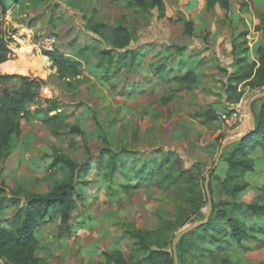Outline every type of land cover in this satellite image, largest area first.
<instances>
[{
  "label": "rangeland",
  "instance_id": "1",
  "mask_svg": "<svg viewBox=\"0 0 264 264\" xmlns=\"http://www.w3.org/2000/svg\"><path fill=\"white\" fill-rule=\"evenodd\" d=\"M259 1L229 0V8L217 3L209 12L207 0H163L161 17L158 10L140 14L125 0H18L17 4L10 0V20L3 28L12 39L10 61L17 59L20 41L24 40L32 47L37 63L25 73L1 66L0 72L18 75L6 74L15 69L27 77L41 78L47 82L48 91L41 92L36 100L33 109L41 113L23 124L10 157L0 159L2 225L13 230L22 223L20 208L9 200L24 201L30 194L47 193L55 182L68 179V171L53 166L57 157H68L90 165L82 181L91 185L81 192L83 202L76 200L70 232L55 214L35 231L37 254L43 264H103L104 253L116 252L122 254L126 264H137L143 251L120 224L126 222L137 230L154 232L160 218L180 225L174 234L158 241L173 253L176 235L194 225L191 221L196 210L207 213L205 182L221 144L249 131L248 103L264 93V85H250L252 77L231 88L232 97L241 95L240 102L226 103L229 94L225 89L231 75L249 71L254 63L257 68L260 65L264 3ZM99 26H104L101 33ZM118 26L133 34L127 49L138 52L134 61L130 57L121 60L123 50L109 46L111 32ZM54 51L79 63L76 76L65 80L56 77L57 70L44 55ZM107 51L114 62L108 63L109 58L101 55ZM241 60L244 64L239 65ZM171 61L181 62L176 68L182 73L195 68L199 83L185 89L175 81L158 79L151 62L159 65ZM33 69L37 72L30 73ZM45 95L51 97L50 103L45 102ZM255 110L264 113V100ZM208 113H216L219 118L207 121ZM120 153L128 159L135 155L157 163L168 156L178 157L180 170L187 175L169 186L164 165L135 190L122 189L128 181L118 176L115 186L103 187L105 169L97 164L102 157L108 164ZM249 158L253 170L241 175L239 185L244 190L237 196L213 179L214 175L221 179L229 176L223 159L210 182L213 204L241 206L234 218L243 223L248 238L241 244L233 242L217 249L216 244L193 246L189 237L184 264H216L223 258L230 264H264V213L257 215L251 209L264 210V140L250 148ZM171 172L179 174L177 169ZM188 197H193L195 205ZM203 248L212 249L216 259L204 256ZM0 264L8 263L0 259ZM156 264L162 263L157 260Z\"/></svg>",
  "mask_w": 264,
  "mask_h": 264
},
{
  "label": "trees",
  "instance_id": "2",
  "mask_svg": "<svg viewBox=\"0 0 264 264\" xmlns=\"http://www.w3.org/2000/svg\"><path fill=\"white\" fill-rule=\"evenodd\" d=\"M45 2L46 0H39ZM128 5L137 10L138 13L148 15L154 10H158L160 16H164V2L163 0H125ZM15 4L18 0H15ZM224 9L229 8V0H207V10L211 12L216 4ZM10 20V0H0V66L3 70L15 67L21 72L25 73L34 67L37 60L34 56L32 47L21 40L20 49L17 51V59L12 60L13 52L9 48V43L12 42L3 28L5 22ZM188 29H192L190 23L187 24ZM100 33L104 26H99ZM260 31V28H257ZM247 37V33L243 35ZM133 40L132 32L124 26H118L111 32L109 38V46L113 50H123L121 53V60L131 58L132 61L137 58L138 52L127 49ZM182 49L179 52L182 53ZM110 51L102 52L103 57L109 58L108 63L114 62V57L110 56ZM44 55L52 63V67L57 70L56 77L60 80H65L76 76L78 74L79 63L61 53L45 52ZM260 65L252 64L249 71L244 73L235 72L229 79V87L225 89L229 94L226 103L237 104L241 100V95L235 97L231 96V90L236 89L235 84L253 77L250 85L253 87H261L264 85V50L261 49ZM165 61V60H164ZM239 65L244 64V60L238 62ZM153 71L156 73L158 79L169 82L175 81L179 86L185 89H192L199 83L200 77L195 68L188 69L185 73L180 72L181 62L175 64L171 61L169 64L161 62L155 65ZM257 68V69H256ZM256 73L254 75V72ZM36 70H31L30 73H35ZM6 74L18 75H2L0 72V159L5 160L10 157L13 144L22 135V126L24 123L31 121L37 114L41 113L33 109L36 100L40 98L41 92H47V82L41 78H34L33 76L27 77L25 74L11 69ZM13 83L14 87L10 86ZM234 86V87H233ZM133 87L131 84L129 86ZM233 87V88H232ZM232 88V89H231ZM45 102L50 103V98L45 95ZM264 100V99H262ZM261 101V100H259ZM253 104L252 109L256 117V131L244 138L241 142L234 144L225 149L223 154V162L228 166L229 176L226 179L214 175L215 180L220 182L222 188L229 190L233 196H237L243 187L239 185L241 175L253 170L252 160L249 158L250 148L254 147L256 143L264 140V113L263 111L257 113L255 110L256 104ZM166 104L169 100L164 101ZM54 111L56 107L52 108ZM219 117L216 113H208L206 115L207 121H215ZM53 117L52 120H54ZM78 132V129H74ZM221 159V160H222ZM102 162H98L97 167L104 168L103 187L111 188L115 186L117 176L126 178L128 183L121 188L126 192L135 190L146 182L148 179L154 177L155 172L163 169L167 165L165 178L168 179L169 186H175L181 178L186 174V171L180 170L179 163L181 160L177 157L172 158L168 156L164 161L157 163L152 160L142 161L133 155L132 159L125 157V154H115L110 159V163H106L101 158ZM141 163V164H139ZM105 164V166H104ZM59 167L63 171H68L69 177L67 180L57 181L53 187L44 194L33 193L27 196L24 201L15 199L9 200L20 208L18 215H22V223L16 229H8L4 227L0 221V259H4L8 264H43V260L38 256V239L35 231L39 228L41 222L45 221L52 214L57 215L60 224L65 227L67 232L72 229L73 214L77 209L76 200L83 202V195L81 192L85 191L90 185V181H82V178L90 172L89 164H79L78 162L68 157H57L53 165ZM104 166V167H103ZM197 166H200L197 164ZM172 169L179 170V174L174 176L171 172ZM191 178H194L191 176ZM136 180V183L133 181ZM211 182V177H210ZM206 184V182H205ZM211 193V188L209 185ZM191 193L194 189L191 188ZM212 194V193H211ZM189 202L195 205L193 197L187 198ZM208 200V199H207ZM255 210V214L261 215L264 213L263 209L251 207ZM241 206H227L213 204V209L208 222L200 228L192 231L183 237L177 246V255L179 264H184L185 258L189 253V248L185 247V241L191 237L194 245L199 246L202 243L212 244L217 246V249L225 248V245H231L233 242L241 244L242 240L248 238L244 231V225L239 220L234 218L236 213L240 212ZM206 213H203L199 208L195 212V216L191 221L193 224L201 223L205 220ZM160 224L156 231H140L132 225L124 222L120 224L122 231L130 238L136 240V244L140 251H143L144 256L138 261L137 264H156L160 260L162 264H174L173 253L166 251L164 247L159 245L161 238L174 234L180 225H174V222L160 218ZM230 238V239H229ZM203 255L211 259L212 249H202ZM106 262L103 264H126L127 261L123 258L120 252L113 254L104 253ZM216 264H230L228 258L221 259Z\"/></svg>",
  "mask_w": 264,
  "mask_h": 264
},
{
  "label": "water",
  "instance_id": "3",
  "mask_svg": "<svg viewBox=\"0 0 264 264\" xmlns=\"http://www.w3.org/2000/svg\"><path fill=\"white\" fill-rule=\"evenodd\" d=\"M262 99H264V93L255 95L248 103L247 111H248V114H249V122H250L249 131L246 134H244V135H241V136H238L236 138L230 139V140H228V141H226V142L221 144V146L219 148V151H218V156H217V159L215 161V164L213 165V168L211 169V171L209 172V174H208V176L206 178L205 191H206V195H207V199H208V207H207V213H206L205 220L203 222H201V223H197V224L191 225L190 227H188L186 229H183L182 231H180L176 235V237L174 239V242H173V248H172L174 264H179V259H178V255H177V246H178V243L180 242V240L183 237H185L186 235H188L189 233H191L192 231L200 228L201 226L205 225L208 222V220H209V218L211 216V213H212V209H213V200H212L211 193H210V190H209L210 177L214 173L216 168L219 166V164L221 162V159L223 157L225 149H227L228 147H230V146H232L234 144H237V143L241 142L244 138H246L247 136L253 134L256 131V128H257L256 117H255V114L253 112L252 106H253L254 103H256L257 101L262 100Z\"/></svg>",
  "mask_w": 264,
  "mask_h": 264
},
{
  "label": "crops",
  "instance_id": "4",
  "mask_svg": "<svg viewBox=\"0 0 264 264\" xmlns=\"http://www.w3.org/2000/svg\"><path fill=\"white\" fill-rule=\"evenodd\" d=\"M230 2H231V1H230ZM259 2H260L261 4H263V3H264V2H263V0H260Z\"/></svg>",
  "mask_w": 264,
  "mask_h": 264
}]
</instances>
